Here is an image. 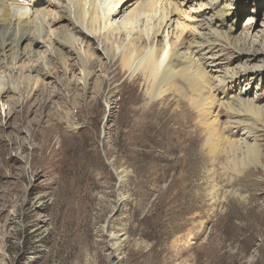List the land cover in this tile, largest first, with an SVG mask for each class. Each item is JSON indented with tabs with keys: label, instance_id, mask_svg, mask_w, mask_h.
Segmentation results:
<instances>
[{
	"label": "rangeland",
	"instance_id": "rangeland-1",
	"mask_svg": "<svg viewBox=\"0 0 264 264\" xmlns=\"http://www.w3.org/2000/svg\"><path fill=\"white\" fill-rule=\"evenodd\" d=\"M34 1L51 16L46 40L68 14ZM199 1L178 0L187 29L213 16ZM225 1L219 44L229 46L216 62L246 76L216 95L260 109L261 122L243 118L258 128L260 164L222 171L229 164L212 162L189 108L184 116L171 101L147 105L140 80L118 69L103 78V60L89 76L67 53L34 88L25 79L36 74L16 69L28 58L13 71L1 66L0 89H17L0 99V264H264V0ZM47 48L43 41L33 65Z\"/></svg>",
	"mask_w": 264,
	"mask_h": 264
},
{
	"label": "bare ground",
	"instance_id": "bare-ground-1",
	"mask_svg": "<svg viewBox=\"0 0 264 264\" xmlns=\"http://www.w3.org/2000/svg\"><path fill=\"white\" fill-rule=\"evenodd\" d=\"M221 1L200 0L198 8L209 6L213 16H202L195 27L187 29L178 22V0H103V5L107 2L104 10L98 0H66L65 4L63 0H53L49 5L66 11L68 17H56L58 27L43 40L51 26L46 8L39 7L34 0H0V67L13 71L18 61L28 58L23 67L16 69L36 74L25 79L26 85L34 88L49 76L54 60H65L67 53L76 54L81 69L86 72L84 75L89 76L98 59L103 60L100 64L103 78L112 76L114 69H118L123 75L133 77L132 81L140 80L147 105L156 102L167 105L171 101L174 111L186 112V107L189 108L195 128L204 134L203 147L212 162L218 164L222 158L224 164H229L219 165L222 171L229 169L237 173L248 163L260 164L255 137L258 128L243 118L247 115L253 123L261 122V112L254 101L238 95L230 97L233 101H223L216 95L227 79L232 82L239 74L232 71L231 75L216 62L215 54L229 46V40L226 46L219 44L225 39L221 30L224 11L228 8V3ZM129 6V12L125 13ZM64 19L67 23L61 22ZM171 24L176 25L175 29ZM242 35L243 44L251 48L252 37L244 32ZM43 41L48 44V56L33 65L30 57L38 54ZM82 45L88 50L87 57L86 53L81 54ZM95 51L99 52L96 57ZM16 89H0V99ZM221 108L230 116L227 123L219 119ZM185 112L181 115L185 116ZM238 129L242 130L241 134L235 132Z\"/></svg>",
	"mask_w": 264,
	"mask_h": 264
}]
</instances>
